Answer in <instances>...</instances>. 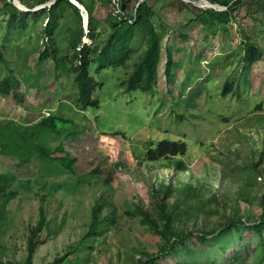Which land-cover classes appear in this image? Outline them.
Segmentation results:
<instances>
[{"label":"rangeland","instance_id":"rangeland-1","mask_svg":"<svg viewBox=\"0 0 264 264\" xmlns=\"http://www.w3.org/2000/svg\"><path fill=\"white\" fill-rule=\"evenodd\" d=\"M53 1L0 0V84L8 77L11 89L9 96L0 92V121L22 127L49 115L67 121L58 123V135L46 146L62 145L75 160L74 173L58 162L20 165L0 154V175L11 181L0 185V210L5 193H15L0 218V264H25L30 241L31 264L63 256L64 264H264L251 229L264 216V62L250 70L253 87L222 95L226 81H238L243 71L246 38L264 51V0H227L238 1L230 23L213 26L198 16L228 11L223 0H146L163 49L173 51V83L165 84L164 52L152 94L125 92L119 85L125 70L96 74L92 65L90 77L102 85L92 97L100 106L85 111L74 105L71 78L55 79L52 62H37L45 10ZM69 1L80 10L84 34L90 10L105 38L108 20L122 15V5L130 17L140 0ZM83 44L91 41L84 37ZM160 141H182L187 153L148 161L147 147ZM96 204L100 225L91 234ZM139 210L159 232L165 217L176 233H207L233 220L244 224L225 240H187L189 255L178 246L164 257L158 256L164 240Z\"/></svg>","mask_w":264,"mask_h":264},{"label":"trees","instance_id":"trees-1","mask_svg":"<svg viewBox=\"0 0 264 264\" xmlns=\"http://www.w3.org/2000/svg\"><path fill=\"white\" fill-rule=\"evenodd\" d=\"M80 2V0H76ZM82 4V3H81ZM220 5L228 9L219 13L200 14L198 19L205 26L227 25L230 23L232 13L238 1L231 2L223 0ZM122 15L116 19H109L107 24L108 35L101 38L98 31V24L93 21L91 11L89 14L88 33L85 35L81 25L80 10L69 0H54L45 10L47 22L42 34L45 38L44 48L39 53L38 64L50 61L53 63V77L71 78L76 88V100L74 105L81 111L88 108H99L100 102L92 95L102 88L90 77L91 66L95 67V73L99 74L106 69H122L126 71L125 77L120 80V87L125 92L140 91L146 94L155 92L158 84V69L162 53L164 52V76L166 86L169 87L174 80L173 68L175 61L173 51L170 48L163 49V35L155 28L152 18L154 11L149 7L146 0H140L134 8L130 17L124 15L125 7H121ZM22 14V21L25 16ZM33 16H37L33 14ZM12 18L15 15H11ZM73 21L72 25L69 23ZM84 37L91 41L90 45H84ZM243 43L241 59L243 71L238 81L227 80L222 91V95L239 92L240 86L249 85L253 87L255 75L251 73L254 65L264 62V51L257 45L250 43L246 38ZM136 45H140L138 48ZM0 64H5L3 54L0 50ZM0 92L4 96L11 94L10 78L6 77L0 84ZM67 122L59 117L49 115L42 118L37 124L31 127L16 126L9 121H0V154L5 157L14 158L20 165L28 164L33 159H38L46 163L58 162L60 166L69 173H74L75 160L65 152L62 145L55 149L46 146L48 138L52 135H58V123ZM187 153V146L182 141L169 142L160 141L155 145L150 144L146 149V159L148 161H159L170 157H183ZM60 155V156H58ZM6 175H0V185L9 184L11 181ZM15 197V193H5L0 218L4 216L5 208ZM100 206L95 205L92 211V221L90 233L97 232L99 223ZM138 214L145 218L153 232L161 237L165 244L160 249V255L167 257L178 246H182L183 252L189 255V248L185 246L187 240L194 239L198 244L206 245L218 240H225L231 232L239 231L244 224L240 221H231L217 230L202 233H176L169 225V218L166 219L164 231L159 232L157 225L147 219V215L138 211ZM39 222V231L42 228L44 217L41 216ZM251 229L258 237L262 252L264 254V240L262 232L264 230V216L257 224H253ZM222 251L225 250L221 247ZM35 251V244L30 241L28 246V255L25 264H31ZM158 256L151 257L152 262L158 259ZM66 256L54 260L52 264H64Z\"/></svg>","mask_w":264,"mask_h":264}]
</instances>
